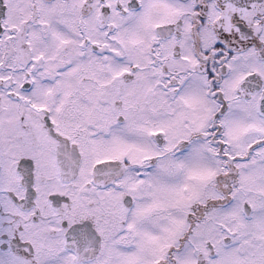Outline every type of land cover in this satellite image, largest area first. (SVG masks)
Instances as JSON below:
<instances>
[{
    "label": "snow or ice",
    "instance_id": "6c2138e0",
    "mask_svg": "<svg viewBox=\"0 0 264 264\" xmlns=\"http://www.w3.org/2000/svg\"><path fill=\"white\" fill-rule=\"evenodd\" d=\"M0 264H264V0H0Z\"/></svg>",
    "mask_w": 264,
    "mask_h": 264
}]
</instances>
